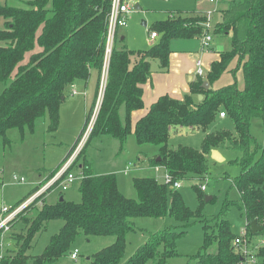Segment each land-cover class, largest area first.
<instances>
[{
    "label": "trees",
    "instance_id": "trees-1",
    "mask_svg": "<svg viewBox=\"0 0 264 264\" xmlns=\"http://www.w3.org/2000/svg\"><path fill=\"white\" fill-rule=\"evenodd\" d=\"M21 3V7L0 4L3 20L0 42L4 44L0 46V83L4 86L0 92V139L5 145L10 143V130L22 132L28 128L33 133L36 122L41 119L48 118V131L57 132L61 106L69 87L77 81H88L93 71L99 74L95 102L76 143L62 163L49 173L51 180L71 157L94 116L113 0H28ZM224 3L222 28L215 29L214 33L231 37L232 48L221 53L220 61L212 64L206 79L210 88L204 89L205 81L198 77L183 100L168 95L160 97L135 128L132 127V113L144 108L143 86L155 71L153 62L159 64V71H168L171 42L201 38L207 13H178L155 24L148 32L160 38L146 51L118 49L117 33L103 100L85 148L95 139L105 137L119 141L123 148L133 134L137 145L159 148L149 165L163 168L174 181L201 180L207 176L213 150L237 151L240 156L233 163L241 167V174L233 184L240 193L242 206L239 208L247 219V235L264 237V146H260L250 132L255 119H260L264 126V0ZM234 60L238 69L230 72L236 82L214 87ZM239 70L243 86L237 83ZM199 96L203 97L201 101ZM221 113L233 122L234 130L209 133V128L221 119ZM176 128L202 130L205 138L201 150L189 146L170 149L172 131ZM76 168L78 177L83 178L79 186L81 202H70L61 192L55 204L45 203L47 194L64 180V176L60 178L35 202H41L42 208L36 210L38 215L33 221L25 219L32 206L21 213L18 221L28 230L19 238L10 237L15 242L14 248L0 258V264H55L72 254V246L81 234L87 238H115L113 244L88 257L85 264H121L128 234L138 231L132 225L134 219L171 217L189 224L202 216L206 196L199 186L194 188L201 207L194 212L176 189H170L155 178H134L137 199L126 197L119 189L116 174H95L84 149L71 170ZM40 189V186L33 189L15 207ZM230 205L226 204L225 208ZM52 221L63 222L59 233L52 237L41 255H30L36 237ZM215 221L213 228L208 224L204 226L205 242L193 256L195 264H243V257L234 245L239 235L234 233L233 225L226 219ZM254 221L263 229L257 234H253L251 227ZM183 234L185 232L170 228L153 234L125 264H147L149 261L168 264L169 259L178 256L176 243ZM214 243L218 251L209 253ZM252 250L259 264H264V246Z\"/></svg>",
    "mask_w": 264,
    "mask_h": 264
},
{
    "label": "rangeland",
    "instance_id": "rangeland-1",
    "mask_svg": "<svg viewBox=\"0 0 264 264\" xmlns=\"http://www.w3.org/2000/svg\"><path fill=\"white\" fill-rule=\"evenodd\" d=\"M7 1V4L10 6L21 7V2L28 0ZM204 1L124 0L123 3H128L131 8L130 16L127 27L119 28L116 47L136 52L150 49L160 36L155 38L157 40L152 39L151 34L148 32L149 29L155 26V24L167 20L172 15L178 13L187 15L207 8L208 5ZM225 1L230 0H218L215 4L211 3V0H207L209 8L205 13H212L214 30L222 28V24L220 23H222V11L226 8ZM0 3H5V0H0ZM136 6H140V9H136ZM144 23L147 26H144ZM2 27L3 20L0 18V28ZM122 38H124V41H122ZM3 45L0 42V46ZM212 45L215 49H223L225 52L230 51L232 48L231 38L221 34L215 35L214 33ZM200 55V58L203 60L201 52ZM155 63L157 61L153 62V66ZM236 69H238L236 66L232 68L230 66L226 72ZM206 72L207 70L205 74ZM238 72L240 73L241 71L239 70ZM102 73L103 69L100 76L99 88L101 87ZM96 74L98 79L99 74L97 72ZM207 75L201 77L205 82H207ZM226 79L228 78H224L223 82ZM230 80H232L231 77ZM3 87V84L0 83V92L3 90ZM67 98V101L61 107V121L57 132L48 131L49 119L45 118L36 122L33 133L28 128H25L22 132L18 129L10 130L8 132V139L10 141L8 145H5L3 140L0 139V207H15L36 187L40 186L41 189L46 187L50 181L48 179L49 173L62 163L69 150L76 143L80 131L84 126L88 110L85 108V99L83 97H73L71 91H69L67 92ZM97 103L98 98L96 100V107ZM219 130L233 131V122L230 119H219L209 128L208 132L211 133ZM250 132L258 144L264 146V126L260 119L252 121ZM204 138L205 133L202 130L176 128L172 131L169 147L175 150L179 146H189L201 150ZM84 151L86 157L93 163L94 172L100 175L116 174L119 189L130 199H137V192L133 187L134 178H155L159 182L164 183L165 172L163 168L156 170L152 169L149 165V161L158 155L159 148L153 145H137L133 134L129 137L123 148L119 141L105 137L95 139L87 149L84 147ZM221 153L225 158L224 162H217L211 157L209 158L210 172L207 176L201 180L193 178L179 181L181 186L176 189L181 194L186 205L194 212H197L201 207L194 188L195 186H199L202 192V187L204 186V195L206 197H213L212 201L208 203L205 201V204H203L200 220H194L186 224L178 222L171 217L134 219L132 225L138 231L128 234L127 250L121 264H125L142 246L146 245L151 240L153 234L162 233L167 228L177 232H185V234L178 238L176 243L178 256L169 259L168 264H195L193 256L201 250L205 242L204 226L208 224L213 228L216 219L230 221L236 235H240L246 227L248 228L247 219L239 208V205L242 206L240 193L233 184L234 180L241 174V167L233 163L234 160L239 158L240 154L237 151L229 149H224ZM130 162H136L138 169L134 170L133 167L132 171H127V165ZM74 175L76 177L79 176L77 168L74 169ZM15 176L24 178L26 182L23 184L18 183L14 180ZM82 179L78 177L67 191H63L62 187H58L56 191L54 190L55 192H49L45 198V203L49 205L55 204L61 192L66 200L75 203L81 202L79 186ZM49 189L50 187L47 190ZM226 204L232 205L229 208H225ZM29 206L35 208H31L25 214V219L31 222L37 217L38 211L36 210H40L42 204L41 202H34ZM20 215L10 224V231L0 233V258L8 250L14 248L15 242L10 237L14 235L19 238L28 230L22 222L18 221ZM62 226V221L50 222L47 229L36 237L33 249L29 252L30 255H41L52 237L59 233ZM211 231L212 229L209 230V232ZM262 240L263 236L256 238L249 236L247 239L249 247L255 249V251L262 247ZM113 241H115L114 237L87 238L81 234L73 244L71 250L72 253H78V259L75 261L68 254L55 264H85L88 257L110 246L113 244ZM217 251V243H214L208 250L209 253H216ZM147 264L156 263L155 261H149Z\"/></svg>",
    "mask_w": 264,
    "mask_h": 264
},
{
    "label": "crops",
    "instance_id": "crops-1",
    "mask_svg": "<svg viewBox=\"0 0 264 264\" xmlns=\"http://www.w3.org/2000/svg\"><path fill=\"white\" fill-rule=\"evenodd\" d=\"M7 3L8 1L5 0V3H0V4L6 5ZM204 3H207L208 7L199 10L198 12L195 13H200V12L205 13V11L208 10L209 3L207 2V0H205ZM122 41H124V38H122ZM171 45H172L171 47L172 54L170 56V67L168 71L166 72L159 71L158 70L159 64L155 63L154 64L155 71L152 74L151 79L143 86L144 108L142 110H138L132 113L133 128H135L138 120L147 114L150 107L160 97L168 95L171 98L177 100H183L184 97L190 93L191 83L194 82L199 77L197 75V65H196L198 60H201L203 62L204 71L207 70L206 74H208L211 70L212 64L214 62L220 61L221 53L225 52L223 49H219V48L215 49L213 45L211 46V49L209 51H203L201 48L200 40L197 38L191 40H174L171 42ZM200 52L202 54L203 60L200 58L201 57ZM236 62L237 61H233L231 68L235 66ZM222 77L214 84V87H221L229 84H234L236 82L230 71L225 72L222 75ZM230 77L232 80H230ZM224 78H228V79H226L223 82ZM221 79L222 81H220ZM97 81H98L97 74L95 71H93L88 81H77L73 85L75 90L77 91V94L76 95L72 94V96L83 97L85 99V105H86L85 108L86 110H88L87 113L91 110L92 105L96 99ZM237 83L239 86H243L244 84V80L241 75V72L240 73L238 72L237 74ZM69 91H71V93L73 91V88L71 86L69 87L67 92ZM67 99L68 98H66L65 102L67 101ZM124 115L125 112L124 110H122L121 112L122 118H124ZM221 119H225V118L221 117ZM60 121H61V110H60ZM134 164H135V166H133L134 170H137L138 168L136 162L128 163L127 167ZM160 168L161 167H155L152 169L161 170ZM132 170L133 168H130V170L128 171H132ZM164 172L166 175L165 170ZM96 175H100V174H96Z\"/></svg>",
    "mask_w": 264,
    "mask_h": 264
},
{
    "label": "built area",
    "instance_id": "built-area-1",
    "mask_svg": "<svg viewBox=\"0 0 264 264\" xmlns=\"http://www.w3.org/2000/svg\"><path fill=\"white\" fill-rule=\"evenodd\" d=\"M123 2L124 0H113L112 9L109 17V26L106 36L105 59H104L101 87L99 88V93H98V103L95 109V114L92 117L86 132L84 133L82 139L80 140L79 144L77 145L71 157L64 163V165L61 167L59 172L49 181L46 187L40 189L38 192H36L33 196L28 198L23 204L19 205L18 207H7V206L0 207L1 233L5 231H10L11 229L9 226L11 222L19 214H21L28 207V205H31L32 203L36 202L39 197H41L45 192H47L48 191L47 189L49 187L51 189L60 178L64 176V180L58 186V187H62L63 191H67L69 187L77 180V177L74 175V171L71 170V168L74 165L80 152L86 146L87 141L93 130L94 124L96 122V117L100 109L101 102L104 96V91L107 85L109 63L117 39V33L119 31V28H125L127 27L128 24V18L130 16L131 8L128 3L124 4ZM217 2L218 0H211V3L215 4ZM151 38L155 39L157 38V35L151 34ZM213 38H214V26L212 24V13L209 12L207 13V21L203 25V34L201 38H199L201 48L203 51H209L211 49ZM196 65H197V75L199 77H203L205 75L203 62L201 60H198ZM73 85H71V87L73 88L72 94L76 95L77 91L75 90ZM220 116L222 118H225L224 113H221ZM130 168H133V165L128 166L127 171L130 170ZM14 180L20 184L26 182L24 178H18L17 176L14 177ZM164 182L171 189H178L181 186L180 182L174 181L169 174L165 175ZM202 190L204 192L205 190L204 186L202 187ZM247 239H248V235L245 229L235 239L234 245L238 250V252L243 257L242 258L243 264H258V259L255 255V252L249 247ZM261 245L264 246V237L261 242ZM71 258L76 261L78 259V253L76 252L72 253Z\"/></svg>",
    "mask_w": 264,
    "mask_h": 264
},
{
    "label": "water",
    "instance_id": "water-1",
    "mask_svg": "<svg viewBox=\"0 0 264 264\" xmlns=\"http://www.w3.org/2000/svg\"><path fill=\"white\" fill-rule=\"evenodd\" d=\"M136 9H140V6H136ZM144 26H147L146 23H144ZM203 88L208 90L210 88V85L208 84V82H205L203 84ZM203 99L202 96H199V100L201 101ZM211 158L217 162H224L225 161V158L224 156L222 155V153L218 150H213L211 152ZM213 200V197H206L205 198V201L208 203L210 201ZM61 202L64 201V198H61L60 199ZM251 227H252V230H253V234H257L258 232H261L263 229L258 225V223L256 221L252 222L251 224Z\"/></svg>",
    "mask_w": 264,
    "mask_h": 264
}]
</instances>
